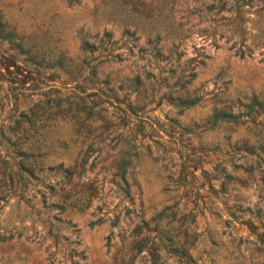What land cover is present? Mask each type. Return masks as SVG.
I'll return each mask as SVG.
<instances>
[{
  "label": "rangeland",
  "instance_id": "374dc122",
  "mask_svg": "<svg viewBox=\"0 0 264 264\" xmlns=\"http://www.w3.org/2000/svg\"><path fill=\"white\" fill-rule=\"evenodd\" d=\"M191 5V0H179L169 13L166 0H77L75 3L65 0H0V20L17 35L37 44L45 43L55 55L60 53L72 65L81 66V77L76 81L59 74L58 79L52 82V87L63 97L61 108L73 106L74 99L69 95L71 92L79 93V85L87 93L94 91L105 75L113 80H122L137 74L145 78L147 84L154 82L158 95L146 108H152L146 116L163 134V143L155 146L151 143V153L140 156L128 171L132 197V203L128 205L119 200L112 176L113 160L121 143L111 138L114 133L111 130L115 128L108 127L104 121L108 114L115 112V104H99L98 120L89 122L94 129L91 137L100 132L101 136L94 139L91 146L94 151L81 175L72 176L63 190L51 180L50 184L54 185L52 196H48L50 190L46 186H31L25 200L0 192V264H73L75 261L79 264H128L133 254L131 231L139 216L150 220L177 200L180 207L184 206L182 212L191 211L187 216L188 230L197 236L188 251L196 264H210L212 260L218 264H264V257L254 251L250 242L253 237L245 227L222 224L213 228L215 223L225 218L224 211L219 201L212 198L213 194L205 183L183 197L181 189L167 177L177 169L180 154L181 158L192 159L196 166L195 185H199V171H211L219 160L215 144L226 149L228 144L224 136L227 134L231 135V141L246 139L250 142L259 129V123L264 121L262 115L253 122L250 117L242 116V123L205 128V120L213 108L230 106L233 113L241 112L253 95L264 94V5L254 3L251 7H240L238 17L222 10L198 23L189 36L180 40L177 49L181 53L178 56L179 68L194 58L188 63L195 72L188 88L191 95L200 97L196 105L177 117L180 125L190 129V132H185L170 121L173 115L168 100L158 99V96L169 89L172 96L182 92L180 85L171 86L178 69L174 73L169 71L171 59L176 54L168 56V49L171 30L179 21L184 23L188 20V26L196 22V17L188 15ZM202 28L207 30L206 33L212 30L217 33L213 44L210 36L204 38L201 34ZM125 29L129 30L127 34H124ZM103 31H109L111 39L118 40L115 46H121L123 41L125 45L112 49L109 54L103 47L84 54L80 49L81 42L87 40L98 44ZM155 33L161 36L158 45L162 54L151 58L148 51L139 49H144L145 39L152 38ZM127 35H130L129 39L125 38ZM134 37L138 39L129 53ZM241 41L248 46V53L238 56L235 48ZM200 53L204 57L201 63H197ZM93 66L97 74L81 81ZM31 101L25 97L17 112ZM11 106L0 90V122L13 120L9 117L11 113L14 117L17 115V112L9 111ZM45 130L54 139L52 154L63 164L69 162L81 145L85 150L91 138L81 143V129L72 122L67 111L56 114L52 121L46 123ZM123 130L126 131L127 127ZM170 157L173 167L168 163ZM226 167L230 168L228 164ZM233 187L230 194L242 198L243 204L252 206L258 202L264 209V193L259 195L255 183L250 187L237 184ZM43 193L47 197L45 203L42 202ZM80 197L83 200L88 197L87 205L85 202L80 204ZM231 199H227L228 204ZM50 203L54 205L50 206ZM113 212L119 213L115 226L107 220ZM193 214L194 220L191 219ZM207 231L212 234L210 237ZM142 236L140 234L136 239ZM150 251L143 250L137 254L133 264H150ZM172 263L170 257L161 262Z\"/></svg>",
  "mask_w": 264,
  "mask_h": 264
},
{
  "label": "trees",
  "instance_id": "16d2710c",
  "mask_svg": "<svg viewBox=\"0 0 264 264\" xmlns=\"http://www.w3.org/2000/svg\"><path fill=\"white\" fill-rule=\"evenodd\" d=\"M65 1L68 3L77 2V0ZM177 1L179 0H166L169 13ZM191 1L192 5L188 10V15L196 17V22L188 26V20L184 23L179 21L171 30V44L168 49V56L172 53L176 54L175 58L171 59L169 71L174 73L178 69L171 86L180 85L179 89L182 92L172 96L169 89L168 92H163L158 96V99L163 97L168 100L169 110L173 115L170 121L177 124V127L185 132H190V129L180 125L177 117L185 109L196 105L200 97L195 94L191 95L188 88L195 76L193 66L188 63L194 58L189 59L183 67L179 68L178 56L181 53L177 49L180 40L189 36L198 23L218 15L222 10L229 12L230 16L238 17L240 7H251L254 3L264 5V0ZM128 31L125 29L124 34H127ZM206 31L204 28L200 30L204 38L207 35L210 36V43L213 44L217 33L214 30L209 33ZM125 38L129 39L130 35L125 36ZM160 38L159 33L153 34L152 38H146V47L139 49V51H148V57L151 58L161 56L162 48L158 45ZM137 39V37L131 39L129 53L131 48L135 46L134 42ZM117 41L111 39L109 31H103L98 44L83 40L80 49L84 54H91L96 49L103 47L108 50L107 54H109L112 49H118L125 45L123 41L121 46H115ZM37 43L17 35L0 20V90L12 105L9 111L17 112L19 104L25 97H29L30 101L31 97H34L29 105L18 110L15 117L12 113L9 114L13 120L7 123L0 122V192L8 193L17 200H25L31 186H46L50 190L48 196H52L54 193L51 191H53L54 185L50 184L51 180L58 183L60 189L63 190L64 186L70 183L72 176H79L84 172L85 163L91 152L94 151L91 149L92 144H94L93 141L101 136L100 132L91 137L94 129L89 121L98 120L100 111L98 105L102 102H108L115 104L113 109L115 112L108 114L104 121L108 127L115 128L111 130L114 132L111 138H116L121 143L116 151L117 156L113 160L114 171L112 176L115 178L113 184L119 200L131 205L129 169L140 156L151 153L150 148L153 143L154 146L163 143L161 141L163 134L158 131V128L152 126L146 116L147 112L152 110L151 107L146 108L158 95L154 88V82L147 84L145 78H141L137 74L122 80H113L105 75L100 80V85L94 88V91L84 93L83 87L77 86L79 93L71 92L69 95L74 99L73 106L64 109L61 108L63 97L55 87H52V82L58 79L59 74L68 77L70 81H76L81 77L82 68L78 65H72L60 53L55 55L45 43ZM247 48L248 46L243 45L241 41L235 48V53L242 56L248 53ZM197 56L199 57L197 63H201L204 55L200 53ZM96 74V67L93 66L86 75L82 76L81 81ZM65 97L67 98L68 95ZM243 107V111L235 113L231 111L230 106L213 108L205 120V128L213 129L219 124L242 123L243 120L240 119L242 116L250 117L252 122L257 116H264V94L253 95ZM63 111L69 112L72 122L81 129L83 135L81 143L91 137L85 150H82L81 145L80 150L66 164H63L57 156L52 154L54 139L48 136V131L45 130L46 123L52 121L56 114ZM104 113L107 115L106 109ZM124 127H127L126 131L123 130ZM224 141L228 144L226 149L215 144V149L219 152V160L212 166L211 171H199L201 179L199 185H195L194 171L196 166L192 163V159L181 158L180 154L177 169L173 170L167 177L176 188L181 189L183 197L188 192L196 191V188L205 183L207 190L213 194L212 198L219 201L224 211L225 218L215 223L213 228L222 224L226 227L230 224L245 227L247 233L253 237L250 242L253 244L254 251L264 257L263 207H260L258 202L252 206L243 204L242 198L230 194L234 189L233 184L250 187L253 183L257 186L259 195L264 193V121L259 123V129L254 133L250 142L246 139L231 141L230 134L224 136ZM168 163L170 167L174 166L172 157L168 159ZM226 164L230 168H227ZM41 197L42 202L45 203L47 199L45 194H41ZM229 197H232L230 204L227 203ZM84 202L87 205L88 197H85L84 200L83 197H80V204ZM178 204L179 201L177 200L162 208L147 221L141 215L139 216L138 223L131 231V236L134 238L131 248L133 254L128 264H133L134 257L143 250H151L150 264H161L166 257L172 259V264H196V260L188 251L197 236L196 233H191L188 230L187 216L191 211L182 212L184 206L180 207ZM52 205L54 203H50V206ZM126 207L124 208L127 210ZM166 209L168 212H165ZM194 218L195 215L193 214L191 219L194 220ZM107 220L111 226H115L119 221V213L113 212L112 216L107 217ZM150 223L152 226H149ZM207 233L208 237L212 235L209 234V231ZM140 234L143 236L136 239ZM73 264L79 263L75 261ZM210 264H218V262L212 260Z\"/></svg>",
  "mask_w": 264,
  "mask_h": 264
}]
</instances>
